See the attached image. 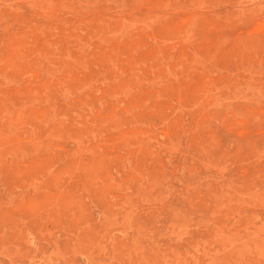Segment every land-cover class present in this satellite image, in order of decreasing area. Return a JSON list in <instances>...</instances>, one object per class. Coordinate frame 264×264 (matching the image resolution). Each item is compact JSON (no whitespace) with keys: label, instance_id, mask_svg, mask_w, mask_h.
<instances>
[{"label":"rangeland","instance_id":"rangeland-1","mask_svg":"<svg viewBox=\"0 0 264 264\" xmlns=\"http://www.w3.org/2000/svg\"><path fill=\"white\" fill-rule=\"evenodd\" d=\"M0 264H264V0H0Z\"/></svg>","mask_w":264,"mask_h":264}]
</instances>
